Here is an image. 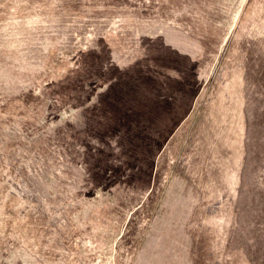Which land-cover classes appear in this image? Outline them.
<instances>
[{"label":"rangeland","instance_id":"obj_1","mask_svg":"<svg viewBox=\"0 0 264 264\" xmlns=\"http://www.w3.org/2000/svg\"><path fill=\"white\" fill-rule=\"evenodd\" d=\"M0 264H264V0H0Z\"/></svg>","mask_w":264,"mask_h":264}]
</instances>
